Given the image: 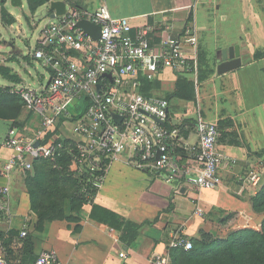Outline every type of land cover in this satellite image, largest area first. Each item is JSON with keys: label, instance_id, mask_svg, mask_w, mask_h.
Segmentation results:
<instances>
[{"label": "crops", "instance_id": "1", "mask_svg": "<svg viewBox=\"0 0 264 264\" xmlns=\"http://www.w3.org/2000/svg\"><path fill=\"white\" fill-rule=\"evenodd\" d=\"M82 1L83 8L107 4L114 17H128L137 26L149 24L150 45L156 49H162L168 38L182 37L187 48L197 54L199 48L205 51L207 68L212 71L205 80L198 81V71L170 67L153 79L141 71L138 91L146 97L170 98V123L179 128L185 150L194 158L193 147L199 141L197 112L217 125L218 149L227 158L219 170L222 183L215 189H199L196 182L202 165L196 160L187 163L189 169L182 180V174L176 180L178 184L137 167L130 152L109 161L105 185L94 202L141 225L137 238L127 243L120 230L91 217L90 204L81 212L79 231H74L75 222L67 220L46 221L39 229L26 172L15 171L8 177L0 173V187H10L8 215L0 220V233L26 231L25 236L33 240L35 258L43 250L54 249L63 264H156V255L164 254L176 235L191 241L203 235L225 239L240 229H260L264 212L255 211L251 201L260 187L245 180L258 173L259 186L264 182V0H249L252 12L246 11L247 0ZM48 4L42 8L47 9ZM52 13L47 10L51 20ZM234 45L241 48V66L219 74L222 49ZM202 66L205 69L206 63ZM179 77L195 83V101L170 97ZM20 120L27 135L35 138L41 130L40 117L26 109ZM0 121L7 124L0 135L1 171L12 154L3 141L14 121ZM227 121L231 123L226 125ZM58 130L70 136L67 129ZM198 208L204 210V216ZM3 241L0 238V252H6ZM14 247L21 254V243ZM122 252L125 257H120ZM21 258L12 263L21 264Z\"/></svg>", "mask_w": 264, "mask_h": 264}, {"label": "built area", "instance_id": "2", "mask_svg": "<svg viewBox=\"0 0 264 264\" xmlns=\"http://www.w3.org/2000/svg\"><path fill=\"white\" fill-rule=\"evenodd\" d=\"M61 1L67 5L66 14L44 26L32 52L49 71L48 82L38 88L23 83L9 88L23 98L28 111L40 117L41 130L33 138L10 124L3 145L12 154L2 165L1 175L33 170L38 158L56 161L66 154L86 196L95 200L105 185L108 162L130 152L137 167L161 175L168 183L178 180L182 170L174 158L177 134L170 123L171 101L141 94L138 76L143 71L153 79L167 67L197 72V52L187 48L182 37L168 38L162 49L152 47V26L114 17L107 4L89 9ZM83 20L100 26L99 40L79 27ZM59 128L67 129L70 136L57 132ZM196 128L199 141L193 152L202 165L197 186L218 188L222 183L219 170L227 160L218 149L219 129L200 111ZM245 183L260 187L259 174L246 178ZM9 196L10 187H0V220L7 218ZM197 212L205 214L201 208ZM26 234L22 231V236ZM177 248L189 251L193 242L183 235L174 236L167 251L156 255L155 263L173 264L171 251ZM0 264H10L5 252H0ZM34 264L63 263L57 251L49 249Z\"/></svg>", "mask_w": 264, "mask_h": 264}, {"label": "trees", "instance_id": "3", "mask_svg": "<svg viewBox=\"0 0 264 264\" xmlns=\"http://www.w3.org/2000/svg\"><path fill=\"white\" fill-rule=\"evenodd\" d=\"M2 5L5 4L2 0ZM31 11L36 12L47 3V0H27ZM75 7L83 8L82 0H70ZM28 18V17H27ZM3 19L14 24L16 18L3 7ZM1 43V41H0ZM206 53L199 48L198 81L205 80L212 71L207 64ZM202 63H206L203 69ZM0 75L9 80L10 84L0 87V119L13 120L14 124L23 129L20 120L25 111V103L19 94L9 92L10 86L19 84L22 79L11 68L0 65ZM196 100V85L186 78L179 77L177 90L170 97ZM170 100V98H168ZM225 123V121H221ZM231 121H227L229 125ZM9 128V127H8ZM176 130L175 162L182 170V180L189 169L188 162L195 160L185 150L179 128ZM8 130V129H7ZM58 132V129L56 130ZM71 157L64 154L56 161L38 158L34 161L33 170L26 172V184L31 199V209L38 215L37 227L40 229L46 221L67 220L75 222L74 231L81 229V212L85 205H92L91 217L122 232L123 240L132 242L138 236L140 224L127 220L125 217L105 208L94 200L89 199L83 191V185L76 174L70 170ZM192 164V163H191ZM253 208L257 212H264V182L259 190L251 197ZM14 230L7 234L0 233L4 240L6 257L10 264L12 260L21 256V264H34V243L31 237L22 236ZM18 238V239H17ZM15 240V242H14ZM193 249L186 251L182 248L171 251L173 264H264V220L260 229H240L232 232L225 239H214L203 235L201 239H193ZM14 243H16L14 245ZM21 243V254L16 253ZM16 249V250H15Z\"/></svg>", "mask_w": 264, "mask_h": 264}, {"label": "rangeland", "instance_id": "4", "mask_svg": "<svg viewBox=\"0 0 264 264\" xmlns=\"http://www.w3.org/2000/svg\"><path fill=\"white\" fill-rule=\"evenodd\" d=\"M229 2L236 3L237 1L229 0ZM251 3L253 2L246 1L248 8L246 11L252 12V9H249ZM3 7L17 18L14 24H9L3 19ZM50 22L46 8L40 7L33 13L27 0H23L21 7H14L9 1L4 5L0 2V65L11 68L15 74L20 76L22 82L33 88L46 84L50 77L49 71L32 56L42 29ZM8 84H10L9 80L0 75V85ZM6 125L4 121H0V135Z\"/></svg>", "mask_w": 264, "mask_h": 264}, {"label": "water", "instance_id": "5", "mask_svg": "<svg viewBox=\"0 0 264 264\" xmlns=\"http://www.w3.org/2000/svg\"><path fill=\"white\" fill-rule=\"evenodd\" d=\"M3 2H10L14 7L23 6V0H2ZM47 10L53 12L51 15L52 19H55L57 16H62L67 12V5L64 1L61 0H47ZM85 32L89 33L94 39L99 40L101 36V28L99 25L94 24L88 20H83L78 23ZM222 61L218 65L217 71L219 74H223L234 70L241 66L242 57H241V48L239 45H234L229 48L222 49ZM109 76H111L109 74ZM117 118V117H116ZM120 121V119H118ZM39 144V143H37ZM161 152L159 153V158L161 157ZM178 184L177 181L174 182Z\"/></svg>", "mask_w": 264, "mask_h": 264}]
</instances>
